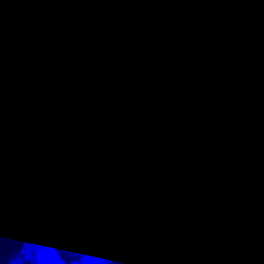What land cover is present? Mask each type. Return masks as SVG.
I'll list each match as a JSON object with an SVG mask.
<instances>
[{
    "label": "trees",
    "instance_id": "1",
    "mask_svg": "<svg viewBox=\"0 0 264 264\" xmlns=\"http://www.w3.org/2000/svg\"><path fill=\"white\" fill-rule=\"evenodd\" d=\"M263 59L264 0H0V94L18 102L6 114L8 122L20 117L22 102L43 90L70 101L106 80L112 87L138 88L126 99L152 96L180 71L206 78L213 70L223 77L230 64L258 68ZM252 102L240 95L242 106ZM53 106L39 109L36 131L67 124V108ZM13 123L0 126V187L5 184L17 200L9 204L0 190V264H219L221 244L228 259L245 264L254 258L243 245L238 207H212L205 214L200 205L202 212L196 214L195 206V214L187 215L174 202L169 213H155L181 184L182 172L169 174L176 178L171 182L164 169L135 180L102 174L92 181L90 174L70 170L68 147L55 148L38 135L19 142ZM192 158L204 159L197 150ZM109 189H120L126 203L118 214L136 213L155 225L136 227L142 231L136 240L105 230L98 234L108 249L104 258H71L69 241L76 230L93 227L88 218L108 225L120 217Z\"/></svg>",
    "mask_w": 264,
    "mask_h": 264
},
{
    "label": "rangeland",
    "instance_id": "2",
    "mask_svg": "<svg viewBox=\"0 0 264 264\" xmlns=\"http://www.w3.org/2000/svg\"><path fill=\"white\" fill-rule=\"evenodd\" d=\"M228 68V75H226L228 79L223 78L219 74H212L210 77L203 78L204 82L212 87L213 85H219L218 82L220 83L222 80L225 82L235 79L243 80L245 83H248L252 89L253 97L264 100V64L257 68L253 67L246 61H242L232 65L230 64ZM214 80H217L218 82H215ZM185 81L186 80L184 79L177 80L179 83ZM137 89L138 88L134 87V85L120 88L112 87L109 82L105 80L103 84L101 83L98 87H94L90 94H82L83 96L80 97L77 93L70 98V101L62 96H52L51 91L49 90H43V93L35 94L33 98L22 102L21 108L22 106L25 107L18 111L20 117H15L16 120H13L15 124L11 120L9 122H12L15 125V132L17 135H20L21 138H19V142H26V139L32 140L33 137L38 135L42 142L49 141L51 144H60L59 146L65 145L64 147H71V149L67 151L68 159L65 158L66 162H71L69 163V168L72 167V171L80 170L90 174L92 181H99L98 178L102 176V171L108 174V177L106 178L111 181L122 177L132 180L133 177L129 173H124V171L120 175H117L121 170L119 165L114 166L115 169L107 166L108 161L120 159L122 157L123 154L119 152L124 153L126 157L133 155L134 153L128 150L126 151L125 149H121L117 153L112 152V130L107 127L105 117L106 112L111 105L121 102V99H126V97L130 96L131 93H134L135 90L137 91ZM222 91H227L226 85H222ZM53 105L63 107L61 108L62 111H65V108H67L68 114L81 110L87 117L95 121L97 133L94 135H85L78 132L70 133L73 135H69L68 133H64L65 131L63 128L65 126L61 128V131H56L55 133H51V130L46 133H44V131H36L34 129V124L37 120L39 109L41 107H51ZM56 113L58 115L61 114V112H58L57 110ZM68 116L69 115H67V119ZM186 135L191 136L190 133H187ZM67 136L76 137L77 141L73 139L71 140ZM82 136L84 138H82ZM149 136H153L152 132H149ZM79 137L80 140L78 139ZM86 137L91 140L92 143H86ZM184 139L185 138H182L180 141H183ZM19 146L17 150L22 149ZM2 148L5 152L9 149V146ZM203 161L204 159L202 162ZM205 164L207 165V168L203 167L204 169L201 168L198 171L202 173L204 172L203 174L191 178L192 180H189L185 186L184 182L186 179L182 180L180 185H176V187L174 186L175 188L173 187L174 189L170 192V200L159 205L156 208L155 213H169V209H171L174 202L176 208L182 214L187 215L195 214L193 213L195 211V206L198 207L196 209V214H199L203 210H205L203 212L206 214L207 210L212 207L213 211H216L217 208L238 207V213L245 223L244 233L247 235L243 245L247 249L246 252L249 250L255 251L254 258L250 261L246 260L245 264L264 262V159L252 155H242L234 158L228 163L213 161ZM104 165H106V167ZM134 165L135 162L130 161L126 163L125 168L134 171ZM137 169L140 170L139 167ZM170 169L164 167L166 175L165 180L168 182L176 180L172 175L171 177H168L172 172ZM182 173L183 175L185 174L184 171H182ZM174 174L176 175V173ZM5 186L6 185L3 184L0 187V190H2V194H5V196L8 197L6 201L11 205H16L17 200L12 196L8 188H5ZM109 190L110 191H107V198H110V201H117L118 203L117 208L114 205L112 206V211L113 213L120 215V217L117 220L114 219L108 225H105L104 222L100 220L92 219L93 221H90L88 218V224L93 227H82V229L76 230L69 241L72 247L71 252L69 253L71 258H77L84 254H91V247H94L97 243H99L100 250L105 253L107 252L108 254V249L100 242L101 240L98 235L99 233L102 234L105 230L109 231L110 229H118V233L123 235L126 234L125 236H127V238L131 235V239L136 240L142 232L140 230L135 231L134 229H136V227L139 226V228L141 227V230H143L144 228H151L155 225L154 223L151 224L149 222V217L140 220L141 216L136 213L123 215L122 212L121 214H118L120 213V210H125L124 206H126V203L119 195L121 192L120 189H114L113 191H111V189ZM115 195L117 197H114ZM39 199H42V196H40ZM200 205L203 207V210H201ZM204 206H206L205 209ZM135 216H140L137 219L140 223L134 222ZM121 217L125 219L123 222L121 221ZM251 217L253 219H251ZM142 240H144L143 236ZM219 242L223 243L222 241ZM140 248L144 249L143 246ZM217 252L220 257L219 264L243 263V260H239V258L233 256L232 259H228L229 255H227L225 244H221L217 249ZM95 258L96 261L102 259ZM211 264L218 263L211 261Z\"/></svg>",
    "mask_w": 264,
    "mask_h": 264
},
{
    "label": "built area",
    "instance_id": "3",
    "mask_svg": "<svg viewBox=\"0 0 264 264\" xmlns=\"http://www.w3.org/2000/svg\"><path fill=\"white\" fill-rule=\"evenodd\" d=\"M210 72L218 75L213 70ZM175 79L152 96L131 97L109 107L105 122L118 147L140 152L142 146L151 141L149 132L160 125L172 144H181L180 140L190 133L193 140L190 146L202 154L205 163H228L242 155L264 159V100L253 97L248 83L238 79L220 83L214 80L220 89L226 85L227 91L216 89L209 95L210 91L202 85L203 78L196 73L183 70ZM178 79L187 82L179 83ZM241 94L252 96L253 102L242 106ZM17 103L16 97L0 94V126L12 125L6 114L17 107ZM73 113L68 116L65 132L97 133L93 119L81 110ZM50 129L51 133L61 131L54 126Z\"/></svg>",
    "mask_w": 264,
    "mask_h": 264
},
{
    "label": "crops",
    "instance_id": "4",
    "mask_svg": "<svg viewBox=\"0 0 264 264\" xmlns=\"http://www.w3.org/2000/svg\"><path fill=\"white\" fill-rule=\"evenodd\" d=\"M228 70H226L225 75L223 78H227L226 75H228ZM228 79V78H227ZM202 85L204 89L207 87V91H210L208 94L211 95L215 92L216 89H219V91H222V87H218V85H213L210 87V85L204 80H201ZM152 134L151 136V141L146 142L142 147L143 149L140 152H136L133 155H129L126 157L124 153L119 152L121 149H125L126 151L128 149L123 148V147H118L117 144L113 141V138L111 141H113V147H111L112 152L114 153H121L123 154L120 159H114L112 161L107 162V166L113 167L119 165L121 167L120 172L117 173V175H120L123 171L124 173H129L132 177L133 180L137 179L138 177H142L147 172L159 170V169H164V167H167L170 169L172 172L170 174L178 173L176 171L182 172L184 171V186L189 182L188 180H192L191 178H194L197 175L203 174L202 172H198L201 168L204 169L203 167L207 168V165L205 164V161L200 162L197 158L194 159L193 154L196 152L195 149H193L190 145H192V139L189 135L183 140L180 141V145L172 144L171 142L169 143L167 132L161 127L160 125H156L152 129ZM61 133V132H60ZM68 133V132H64ZM69 135H73L68 133ZM69 137V136H67ZM71 140L77 141L76 137L70 136L69 137ZM82 138H84L82 136ZM80 140V137L78 138ZM92 139V138H91ZM111 139V138H109ZM86 143H92L91 140H89L87 137L85 139ZM67 144V143H66ZM55 148L60 147L59 144H51ZM70 145V144H69ZM65 145H63L64 147ZM67 147V146H66ZM117 147V148H116ZM65 148V147H64ZM71 148V147H70ZM68 147V150L70 149ZM59 149V148H58ZM67 150V151H68ZM67 151L65 153V158L68 159ZM129 151V150H128ZM134 161V171L130 169H126L125 165L127 162ZM71 163V162H70ZM71 166V164H70ZM106 167V165H104ZM140 168L138 170L137 168ZM162 167V168H161ZM72 170V167L70 168ZM206 170V169H205ZM75 174H78L82 171H73ZM102 174L107 175L104 171H102ZM193 175V176H192ZM182 179V180H184ZM178 187V186H177ZM180 187V186H179ZM85 230V229H84ZM95 244V243H94ZM95 245L94 247H91V255L95 258H102L106 256L107 252H102L100 250V247L98 245ZM96 259V258H95Z\"/></svg>",
    "mask_w": 264,
    "mask_h": 264
},
{
    "label": "bare ground",
    "instance_id": "5",
    "mask_svg": "<svg viewBox=\"0 0 264 264\" xmlns=\"http://www.w3.org/2000/svg\"><path fill=\"white\" fill-rule=\"evenodd\" d=\"M193 176V175H192ZM189 181V180H188Z\"/></svg>",
    "mask_w": 264,
    "mask_h": 264
}]
</instances>
